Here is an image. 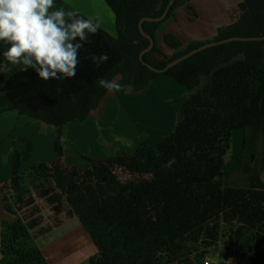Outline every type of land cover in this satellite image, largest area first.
<instances>
[{
  "label": "trees",
  "instance_id": "trees-1",
  "mask_svg": "<svg viewBox=\"0 0 264 264\" xmlns=\"http://www.w3.org/2000/svg\"><path fill=\"white\" fill-rule=\"evenodd\" d=\"M169 1L104 0L117 34L111 36L100 27L90 36L80 50L74 78L44 81L32 69L0 75V113L13 111L56 128V160L19 174L13 171L0 186L4 211L12 216L1 222L0 264H48L34 242L71 217L78 219L95 248L86 264H200L223 239L246 264H264V41L225 43L164 74L150 71L139 59L149 41L138 24L143 18L160 17ZM192 1L175 0L162 22L142 23L144 33L154 40L143 55L145 63L163 69L210 42L264 37V0H240L236 21L218 26L208 40L188 41L182 49L174 34L164 33L162 41L173 52L167 57L157 47L158 28L178 9L193 19ZM55 4L72 10L61 0ZM3 50L0 44V53ZM92 54H107L109 59L97 67ZM160 75L190 94L178 122L154 145L142 142L131 153L101 162L110 198L99 205L88 201L78 177L69 178L60 170L62 128L84 124L100 106L108 92L98 87L99 78L120 77L127 88L141 92ZM236 130L243 133V154L237 167L225 172ZM148 169L155 171L152 177L126 184L116 174ZM234 173L244 176L240 185L231 181ZM44 206L50 211L48 225Z\"/></svg>",
  "mask_w": 264,
  "mask_h": 264
},
{
  "label": "rangeland",
  "instance_id": "rangeland-1",
  "mask_svg": "<svg viewBox=\"0 0 264 264\" xmlns=\"http://www.w3.org/2000/svg\"><path fill=\"white\" fill-rule=\"evenodd\" d=\"M239 1L196 0L191 6L198 15L197 20L195 16L193 19L188 18V21L184 9H178L171 19L159 27L158 49L167 57L172 55L173 52L162 41V33L167 31L182 42V49H185L188 41L210 39L215 34L216 26L227 25L236 20L239 14L237 9ZM155 57L161 59L159 54H155ZM158 77L141 92L127 88L120 77H116L114 80L121 85L119 91L107 94L99 108L89 116L87 126H83L82 130L79 126L82 124H68L62 128L61 172L67 176L78 170H87L78 183H82L85 193L89 194L88 201L92 200L99 205L110 198L107 185L104 183L106 180H103L106 176L100 170L101 162L122 152L131 153L142 142L154 145L171 132L178 122L181 106L190 94L171 78L164 75ZM112 101L118 105H113ZM11 112L17 115L16 112ZM12 118L13 116H10L15 132L17 128L14 127H18L19 120ZM54 129V138L50 137L49 133L45 135L37 129L28 131L35 140V146L30 155L25 157L17 150L19 152L17 160L21 165L23 164V168H30L37 163V158L55 154L53 142L56 138V128ZM242 136L241 130L232 133L225 172L236 168L238 159L242 157ZM22 146L26 147L25 151L28 150L26 145ZM255 159L256 157H252L251 162L253 163ZM1 160L3 163L4 158L2 157ZM154 172L148 169L144 172L141 170L118 171L116 174L121 183L126 184L137 181L140 177H152ZM141 173L144 175L141 176ZM261 178L264 179V175ZM243 180L244 176L238 173H234L231 177V181L236 185H240ZM110 183L109 185L114 187L112 182ZM49 215L50 211L44 206L45 225L49 223ZM225 240H221L216 249L203 256L200 264L206 262L208 264H246L243 258L235 254L234 246H230L231 244ZM34 245L39 246L48 264H86L88 258L95 254L90 238L76 217L64 219L60 226L53 228L46 236L40 237Z\"/></svg>",
  "mask_w": 264,
  "mask_h": 264
},
{
  "label": "clouds",
  "instance_id": "clouds-1",
  "mask_svg": "<svg viewBox=\"0 0 264 264\" xmlns=\"http://www.w3.org/2000/svg\"><path fill=\"white\" fill-rule=\"evenodd\" d=\"M100 27L98 18L57 7L55 0H0V44L5 46L0 75L32 69L44 81L74 78L80 50ZM90 59L99 67L109 56L92 54ZM97 85L108 93L121 87L106 78H99Z\"/></svg>",
  "mask_w": 264,
  "mask_h": 264
},
{
  "label": "crops",
  "instance_id": "crops-1",
  "mask_svg": "<svg viewBox=\"0 0 264 264\" xmlns=\"http://www.w3.org/2000/svg\"><path fill=\"white\" fill-rule=\"evenodd\" d=\"M61 1L65 5L70 7L72 10H77L81 15H83L86 18H89V17L98 18L100 21L101 28L104 31H106L108 34H110L111 36H116L117 33H116L114 15H113L112 11L108 8V6L105 4L104 0H61ZM195 1L196 0L192 1L193 5H194ZM192 3H191V5H192ZM239 14H238L237 18L239 17ZM197 17H198V15H196V17H195L196 20H197ZM186 19L189 21L187 16H186ZM221 25L222 24H220L218 26H221ZM218 26H216V28ZM159 32L160 31L158 28L157 36H158ZM162 34H164V33H162ZM157 78H159V77H157ZM157 78H155V79H157ZM155 79H153L152 82ZM107 94H109V93H107ZM107 94L105 97H107ZM104 98H103V100H104ZM102 101L100 104H102ZM113 103H114L113 105L116 104L115 102H113ZM117 105L118 104H116V106ZM10 116H13V118L15 117V119L18 118V120H19L18 127L17 126L14 127L15 129L17 128L15 132L13 130L12 120H10ZM17 116H18V114L13 115V113L11 111L0 113V159H2V157L4 158L3 163L1 160L0 186L10 179V177L13 174V171L16 172L17 174H19V173L24 172L25 170L30 169L35 164L51 163V162L56 160L55 154H48L47 156H42L40 158H37V160H36L37 163L31 165L30 168H23V164L21 165L20 162H18V160H17V156L19 153L18 151H20L23 154V156L25 157L28 154L30 155V153L33 151L34 146H35V140H34V138H32L30 136L28 131H30L32 129H37V131H41L45 135L47 133H49L50 137L54 138L55 137V129L53 127L48 126V125L42 124L40 122L33 121V120L29 119L28 117H23V116L17 117ZM89 120L90 119L88 118L86 123H85L86 125L85 124L79 125V126H81L80 127L81 130H82V128H84L83 126H87V124L89 123ZM73 126H76V125H73ZM20 131H22V132H20ZM23 144L27 146V149H28L27 151H25L26 147L24 148V146H22ZM53 144H54V142H53ZM13 160H15V162L17 164L16 168L13 166ZM60 170H61V164H60ZM86 171L87 170H78L76 172L70 173L69 175H67V177H69V178L78 177L77 180H81L83 174H86ZM11 219H12V216H10L9 214H7L4 211L3 202H2L1 195H0V226H1V222L3 220H11ZM0 258H1V256H0Z\"/></svg>",
  "mask_w": 264,
  "mask_h": 264
},
{
  "label": "water",
  "instance_id": "water-1",
  "mask_svg": "<svg viewBox=\"0 0 264 264\" xmlns=\"http://www.w3.org/2000/svg\"><path fill=\"white\" fill-rule=\"evenodd\" d=\"M175 0H170L169 3L167 4L166 8L164 9L162 15L158 18H143L139 21V24H138V28H139V32L140 34L145 37L148 41H149V46L143 50L140 55H139V59H140V62L146 66L150 71H153L155 73H158V74H164L168 69L176 66L177 64L181 63L182 61L190 58L191 56L207 49V48H210V47H214V46H218V45H222V44H225V43H229V42H249V41H264V37H259V38H255V37H250V38H240V37H233V38H228V39H224V40H220V41H214V42H210V43H207V44H204L186 54H184L183 56L169 62L165 68L163 69H156L154 68L153 66H151L150 64H147L143 61V55L146 54L147 52H149L153 46H154V40L146 35L144 33V31L142 30V23L145 22V21H149V22H155V23H159V22H162L170 8L172 7V5L174 4Z\"/></svg>",
  "mask_w": 264,
  "mask_h": 264
},
{
  "label": "built area",
  "instance_id": "built-area-1",
  "mask_svg": "<svg viewBox=\"0 0 264 264\" xmlns=\"http://www.w3.org/2000/svg\"><path fill=\"white\" fill-rule=\"evenodd\" d=\"M204 264H208V263L206 262V263H204Z\"/></svg>",
  "mask_w": 264,
  "mask_h": 264
}]
</instances>
